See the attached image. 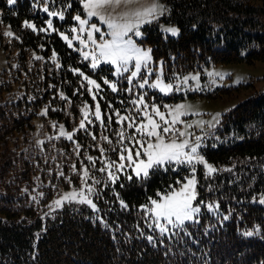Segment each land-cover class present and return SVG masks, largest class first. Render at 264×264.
I'll list each match as a JSON object with an SVG mask.
<instances>
[{
	"label": "trees",
	"instance_id": "1",
	"mask_svg": "<svg viewBox=\"0 0 264 264\" xmlns=\"http://www.w3.org/2000/svg\"><path fill=\"white\" fill-rule=\"evenodd\" d=\"M164 1L179 35L165 37L155 24L144 30L154 57L170 71L264 61V0ZM42 2L16 0L10 5L0 0V46L11 68V76L0 84V264H264V204L259 203L264 197V92L224 114L216 145L204 148L217 171L206 175L199 168V220L161 233L142 206L179 186L177 180L183 181L188 170L167 166L151 170L147 179L131 180L120 173L115 183L98 171L105 158L119 160L129 141L119 142L123 126L114 115L111 121L105 116L106 127L91 116L87 131H74L83 115L80 109L94 106V100L87 82L71 69L101 83L104 79L59 34L74 23V11L82 13L81 1L49 0V9L63 12L65 19L55 17L57 31L47 32L40 29L47 27L49 15L35 7ZM24 21L37 31L25 28ZM7 31L14 35L5 36ZM45 108L46 116L41 115ZM53 123L74 132L72 141L57 139L59 128ZM100 147L106 151L101 153ZM87 156L96 159L95 166ZM85 166L101 181L93 185L88 179L98 211L74 201L56 208L53 202L63 193L82 187L77 173L82 175ZM206 203L219 207L210 212ZM247 231L253 235H243Z\"/></svg>",
	"mask_w": 264,
	"mask_h": 264
},
{
	"label": "snow or ice",
	"instance_id": "2",
	"mask_svg": "<svg viewBox=\"0 0 264 264\" xmlns=\"http://www.w3.org/2000/svg\"><path fill=\"white\" fill-rule=\"evenodd\" d=\"M8 4L12 5L16 3V0H7ZM134 0H83V12L86 13L88 19L82 18L81 15L77 14L74 17V20L78 22V28L73 27L71 29L72 33H87V38H82L81 35L77 34L73 39L79 41L80 45H83V48L77 49L82 52L83 59L85 61H91V67L93 69L97 68L101 62L115 66V72L118 76L123 75L124 73H129L130 75L125 77L128 80L129 84L133 83V80L139 76L142 68L146 70L145 76L151 77L152 71L149 68V64L152 60L151 49H142L138 47L135 41L129 35L130 33L136 37L142 36L140 27L144 23H151L152 20L156 19L158 14H163V6L158 3H152L146 7H143L142 10H135L131 13H124L121 19L123 22L118 23L116 20L112 19L110 16L106 15L104 10L106 8H112L115 10L120 7L121 4H131ZM43 11L49 16L56 17L58 16L60 20H64L65 16L63 12H50L48 7H44ZM96 17L99 21L107 26V33L102 31L96 23H90L91 18ZM47 27L40 29V31L47 32L49 30L57 31L53 27V21L51 19L47 20ZM23 26L29 28L32 31H37L35 24L24 21ZM166 33H171L173 36L179 34V30L175 27L163 29ZM100 34V41L98 42L95 38V34ZM63 40H65L69 47L73 46V39H70L68 35H65L63 32L59 33ZM5 36H13V32L7 31L4 33ZM105 35L108 36L105 39ZM89 44L92 46L90 50L85 51L84 49L89 48ZM35 59L42 60L43 57L36 56ZM53 62H56V54L53 52L52 56ZM131 66V68H130ZM57 67L60 65L57 63ZM73 73L78 74L83 78V81H86L89 87L87 90L92 95V99L95 101L96 96L101 88V85L97 83L96 80L85 75L84 72L80 71L78 68L71 69ZM209 77H221L223 76L219 72L210 71L207 73ZM163 76V70L160 69L159 74L154 82L149 83L148 78H142L135 85L139 89H144L147 86L150 89H158L160 93L164 95H169L173 91L179 92L182 90L181 85L188 86L189 80L195 81L194 88H188L187 90L196 91L202 90L199 83V75L185 76L183 79L176 77L175 85L173 83H166ZM105 85H109L113 92L118 91L117 85L111 83L108 80H104ZM212 84H215L216 81L213 79ZM83 86V85H82ZM95 89L96 91H93ZM125 91L132 93L133 89L128 88ZM60 99L67 101L71 104V101L63 93H60ZM132 104L142 106L137 107L136 111L141 113L142 118L137 123V119L130 115L121 116L119 111L115 112L117 117V122L120 125H124L125 121H128L127 128L134 129V133L129 136H125V131L123 127L117 133L119 137V142H123L125 138L133 143L136 147H125L122 151L119 152L120 163L115 161H109L107 158L104 160V166L98 169L99 172L107 174V179L112 183H115L119 177L116 175V172H123L126 168H132L133 173L138 179H147L150 174V170L154 169H164L167 170V166H184L189 170V175L183 178V181L177 180V185L179 187L170 186L169 191L166 193H157L159 199L149 198V204H145L142 207L146 212L152 214V217L157 222V226L160 228L161 233L165 232L167 229L159 224V221L165 220L167 224L179 227L185 223V221H192L194 217L200 213V206H194V201L197 199V165H202L207 171L206 175H211L216 172L217 169L213 167L208 161L204 158L203 155L199 154L198 149L201 147V136H196L194 142H190V137L192 134L177 128V124H184V127L191 128L192 124H185L181 117L191 114L188 109L191 107L186 104H178L173 106L164 105V108L167 109V114L160 110V106L151 105V110L149 111V105L144 100L143 95H139L137 99L132 101ZM82 112V118L79 121L78 128L74 131L85 130L87 131V125L93 123L90 119V115L94 116L97 121L100 122L101 127H106L104 118L101 113V106L99 102L95 103L94 112L91 109V106L85 104L83 108L80 109ZM48 109L45 108L41 115H47ZM200 115V113H195ZM219 113L213 116V121H196V125L200 128L204 127V124L207 123L209 127H215L219 123ZM170 117V119H169ZM158 118V119H157ZM112 117L109 116L108 120L111 121ZM53 128H59V136L56 137H65L67 140L72 141L74 132H67L63 125L52 124ZM139 134V139L137 135ZM109 145L112 144L107 136L102 137ZM183 138V139H180ZM51 139V138H50ZM92 139H96L95 135H92ZM40 143H43L41 141ZM80 145L76 144L75 151L79 155ZM99 151L104 153L105 148L100 147ZM143 157V158H142ZM87 160L95 166L96 159L92 156H87ZM124 161L128 163L125 164ZM72 168L76 171V166L73 164ZM115 168V172L112 169ZM80 176L82 187L79 190L73 189L70 192L63 193L59 199H56L53 203L56 208L62 207L65 201L67 202H78L80 204H87L92 209L97 210L96 204L90 198V195L95 191L93 185L100 184L101 181L95 177L90 176L89 168L87 166L83 167L82 175L77 173ZM61 176L64 175L63 172L60 173ZM93 180V185L88 184V179ZM127 179L131 180L132 175H128ZM66 179H68L66 177ZM68 182L71 183V180L68 179ZM123 186V185H121ZM86 189V191H85ZM43 195V193H41ZM33 200H36V197H33ZM203 203V202H201ZM260 204H264V197L259 199ZM121 205L127 208V205L124 204L121 200ZM51 208L52 205H49ZM206 207L209 210H213L214 207L218 208V205L207 204ZM227 219V217H224ZM257 231L259 229L257 228ZM245 236H252V231H247L243 233ZM151 239V237H149Z\"/></svg>",
	"mask_w": 264,
	"mask_h": 264
},
{
	"label": "rangeland",
	"instance_id": "3",
	"mask_svg": "<svg viewBox=\"0 0 264 264\" xmlns=\"http://www.w3.org/2000/svg\"><path fill=\"white\" fill-rule=\"evenodd\" d=\"M81 1L82 5V13H79L78 11H74L72 14V18L74 23L70 25L68 28V31H60L63 32L65 35H68L70 39H73L77 34L81 35L82 38H87V33H72L71 29L73 27L78 28V22L74 20V17L79 14L84 19H88L85 12H83V0ZM152 3H158L163 6V14H158L157 18L152 20L151 23H144L140 27V31L142 33V36L136 37L129 34L131 38L135 41L136 45L138 47H141L142 49H151V57L152 60L149 64V68L152 71L151 77H146L145 72L146 70L142 68L141 73L137 78L133 80L132 84L128 83V80L125 79V77L130 75L129 73H124L123 75L118 76L115 72V66L101 62L97 68L93 69L91 67V61H85L83 59L82 52L78 51L77 49L83 48V45L79 44V41L73 39V46L71 47L74 51L78 52L80 54V58L88 63V65L95 71V73L99 74L104 80H108L111 83H115L117 85L118 91L113 92L109 85H105L104 83H101L95 76H91L90 74L84 72L85 75L89 76L90 78L94 79L101 85V88L96 96V100L94 101V106H91L92 111L94 112L95 103L99 102L101 106V113L103 118L105 116H111L113 118V115L115 116V120L117 121V117L115 115L116 111L120 112L121 116L130 115L132 117H135L137 119V123H139V120L142 118L141 113H138L136 111L137 107H142L138 105L132 104V101L137 99L139 95L144 96V100L149 105V111L151 110V105L155 104L160 106V110L165 112L167 114V109L164 108V105L169 106H175L178 104H186L190 105L191 107L188 109V111L191 113L187 116L181 117V120L184 121L185 124H192L193 126L191 128H185L184 124H177L176 127L180 128L181 130L187 131L191 133L192 135L188 137L190 139V142L195 141L196 136H201V147L198 149L199 154L203 155L204 158L213 165L217 169V166L209 161L205 154H204V148L208 145L215 146V138L216 137V128L221 122V119L223 118V115L228 113L230 110L234 109L238 104L243 102L244 100L259 95L262 92H264V61H255L253 63L248 62H229V63H211L209 65H201L200 67L190 70L188 72H174L170 71L168 68L164 66V61L162 59L157 60L153 55V47L152 45L146 40L147 34L144 30L145 26L147 24H155L157 25V28L163 33L165 37H177L173 36L171 33H166L163 31L165 28L175 27L179 30L177 24L169 20V11L170 8L168 4L164 0H134L133 3L125 5L121 4L120 7L113 10L112 8H106L104 10L105 14L110 16L112 19L116 20V22L121 23L123 20L121 17L124 13H131L135 10H142L143 7H146ZM48 4L46 5H40V8L43 11L44 7H48ZM35 7H39L38 3H35ZM50 12H53L49 10ZM55 12V11H54ZM58 12V11H56ZM59 13V12H58ZM52 20V16H50ZM90 23H96L98 27L102 29L105 33H107V26L102 24L98 18L93 17L90 20ZM96 40L99 42L101 37L99 33L95 34ZM105 39L108 38L107 35L104 37ZM66 42V41H65ZM67 43V42H66ZM91 45L89 44L88 49H84L85 51H88L91 49ZM131 68V66H130ZM163 70V76L162 78L166 83H173L175 85L176 77H179L180 79H183L185 76H193V75H199V83L201 85L202 90H196L191 91L187 90L188 88H194L196 82L189 80L188 86L181 85L182 90L179 92L173 91L169 95H164L163 93H160L158 89H150L147 86H145L144 89H139L135 85L138 81H140L142 78H148L149 83H152L157 78V75L160 72V69ZM215 71L222 74L223 79L221 77H209L207 75L208 72ZM99 72V73H98ZM11 73V68L9 65V61L4 53V50L0 46V84L3 82L4 79L9 78ZM111 74L112 76L108 75ZM215 79L216 83L212 84L211 81ZM103 80V81H104ZM17 84L14 86V90L17 89ZM89 87H91L89 85ZM106 87H108L112 94L107 91ZM128 88H132V93H129L125 91ZM93 91H96L93 89ZM9 91H5V98L9 97L8 95ZM2 100L0 99V102ZM89 105V103L87 104ZM195 113H200V115H196ZM217 113H219V123L215 125V127H209L207 123L204 124L203 128H200L196 125V121H213V116H215ZM91 119V115L89 117ZM158 119V118H157ZM170 119V117H169ZM214 122V121H213ZM128 121L124 122L123 128L125 131V136H129L134 133V129H128L127 128ZM137 138L139 139V134H136ZM183 139V138H180ZM128 140V139H127ZM129 141V140H128ZM125 147H136L133 145L131 141L129 143H123L122 150ZM143 158V157H142ZM109 161H115L116 163H120L121 161L118 159H112ZM125 164H127V161H124ZM202 165H197V172H196V179L198 181V171L199 168ZM173 168L179 169V168H186L184 166H172ZM203 167V166H202ZM186 170H188L186 168ZM204 172L206 173V169L203 167ZM112 171H116L115 168L112 169ZM151 171V170H150ZM121 174H124L126 176L132 175L135 176L133 173L132 168H126L123 172H116L117 176H120ZM213 174V173H212ZM185 175H189V170ZM91 185L90 183H88ZM198 185V183H197ZM179 187V186H176ZM81 188V187H80ZM80 188H75L76 190H79ZM74 188H72L70 191H72ZM197 190V199L194 201V206H200L202 210V201L198 199V187L196 186ZM68 191V192H70ZM86 191V189H85ZM166 193V192H164ZM90 198L93 200V202L96 204L97 208V202L94 199V192L90 195ZM159 199V198H155ZM212 204V203H206ZM215 206V204H212ZM207 208V207H206ZM210 212H216L217 208L214 207L213 210H209ZM201 212V211H200ZM149 213V212H148ZM151 214V213H150ZM200 214V213H199ZM197 214L194 217V220L192 221H185V223L188 222H195L199 220V217ZM152 216V214H151ZM153 226L160 231V228L157 226V222L152 217ZM184 223V224H185ZM159 224L164 226L168 231L171 228H174L176 226L167 224V221L161 220L159 221ZM165 231V232H166Z\"/></svg>",
	"mask_w": 264,
	"mask_h": 264
}]
</instances>
